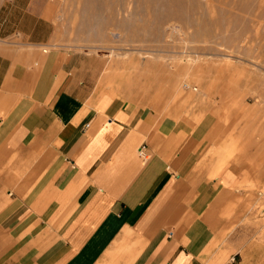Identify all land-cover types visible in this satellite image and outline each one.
Returning a JSON list of instances; mask_svg holds the SVG:
<instances>
[{"label":"crops","instance_id":"0c3cea01","mask_svg":"<svg viewBox=\"0 0 264 264\" xmlns=\"http://www.w3.org/2000/svg\"><path fill=\"white\" fill-rule=\"evenodd\" d=\"M53 33L0 0V264H206L242 174L202 158L209 129L90 94Z\"/></svg>","mask_w":264,"mask_h":264},{"label":"rangeland","instance_id":"374dc122","mask_svg":"<svg viewBox=\"0 0 264 264\" xmlns=\"http://www.w3.org/2000/svg\"><path fill=\"white\" fill-rule=\"evenodd\" d=\"M43 1V48L90 94L209 129L202 158L242 182L217 197L206 264H264V0Z\"/></svg>","mask_w":264,"mask_h":264},{"label":"built area","instance_id":"2783aa9c","mask_svg":"<svg viewBox=\"0 0 264 264\" xmlns=\"http://www.w3.org/2000/svg\"><path fill=\"white\" fill-rule=\"evenodd\" d=\"M44 51H46V49H43ZM144 148H145V145H141L139 148H138V154L140 155V156H144Z\"/></svg>","mask_w":264,"mask_h":264}]
</instances>
